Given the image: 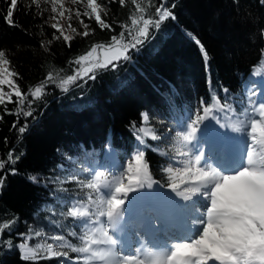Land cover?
<instances>
[{
	"label": "trees",
	"instance_id": "1",
	"mask_svg": "<svg viewBox=\"0 0 264 264\" xmlns=\"http://www.w3.org/2000/svg\"><path fill=\"white\" fill-rule=\"evenodd\" d=\"M107 5V15L102 19L111 29H101L94 19L81 17L89 25L90 35L83 37L67 28L65 34L75 36L71 47L62 39L53 40L49 49L41 47L53 39L56 31L49 27L52 23L50 5L40 0L39 9L32 0H17L13 10V21L18 26L6 23L5 16L9 4L0 0V49L6 51L11 61V69L19 73L16 82L24 93L40 86L49 73L56 85H48L45 95L35 101L33 117H19L8 111L17 108L14 103L7 104V110L0 105V162L5 167L0 170L4 179L0 188V229L10 224L0 236V264H65L59 258L38 256L35 260H24L20 249L21 234L26 235L30 228L44 224L51 227L56 235H63L67 243L80 246L79 241L69 235L81 229L67 216L68 206L57 215L53 223L46 219L50 206L57 200L66 203L71 195L59 189L62 176L70 174L71 161L84 155H100L105 158L106 146L115 149L120 160L132 159L138 150H143L144 161L152 179L163 189H170L171 180L166 172L167 157L157 141L148 139L142 129V113L151 119H158L169 127L177 125L182 113L199 110L200 101L208 106L210 95L214 112L222 104L242 114L250 89L258 97L254 77L264 70V3L261 0H167L168 6L175 4L176 19L164 22L154 38L146 41L139 51L133 50L130 61H122L115 67L94 69L95 79L77 80L67 84L64 92L60 82L74 75L79 65L74 63L85 55L94 45L107 46L113 36L119 37L121 25H128L133 31L138 26L131 25V19H139L141 13L136 4L146 10V18L155 19V6L160 0H124L123 5L107 0H97ZM87 0L77 4L84 10ZM43 12V17L36 15ZM48 20L47 24L43 21ZM41 25L43 27L41 28ZM83 32L81 27L76 28ZM186 33L199 39L207 50L210 59L207 65L199 47ZM127 31L125 30V41ZM98 50H101L98 48ZM93 73H89L92 75ZM209 75L211 84H209ZM4 91H9L3 86ZM223 88L228 89L229 97L225 104ZM211 90V91H210ZM13 96V100H15ZM31 100V96L28 97ZM90 101L82 107L81 102ZM24 109L28 110L26 103ZM202 114V112H201ZM28 123L25 133L17 129ZM140 137V140L137 139ZM139 145H143L138 149ZM12 153L15 164L8 161ZM16 174L11 173V169ZM38 178L33 183L29 177ZM42 178V180L40 179ZM49 180L51 182H49ZM47 186H44V185ZM56 189V196L49 192ZM11 242V250L3 242ZM61 243V241H58ZM61 249V248H60ZM68 258L78 259L76 253L67 247ZM75 264V263H73Z\"/></svg>",
	"mask_w": 264,
	"mask_h": 264
},
{
	"label": "snow or ice",
	"instance_id": "2",
	"mask_svg": "<svg viewBox=\"0 0 264 264\" xmlns=\"http://www.w3.org/2000/svg\"><path fill=\"white\" fill-rule=\"evenodd\" d=\"M9 7L6 12V23L11 26H18L13 21V10L17 8V0H7ZM36 8L40 7V0H32ZM51 4V13L48 20L55 21L49 27L55 29L53 39L46 43L41 41V47L49 49L53 40H63L71 47L70 41L75 36L65 34L60 19L64 18L67 13L68 27L72 33L83 37L90 35L89 25L84 23L83 17L89 20L94 19L101 29H111V25L102 19V13L107 15V5L98 3L97 0H87L84 10L76 8H66L64 0H47ZM116 0H107L108 4L114 3ZM135 3V0H133ZM239 6V0H233ZM264 3V0H261ZM73 5L83 4V0H71ZM123 5L124 0H119ZM136 9L141 13L139 19H131V25L138 26L133 31L128 25H121L122 31L119 37L113 36L111 43L107 46L94 45L85 55H81L74 61L76 65L81 62L93 61L90 67L83 70L77 69L74 75L67 77V80L61 81L59 87L64 92L67 88L64 85L74 83L78 79L85 80L95 79L94 69H107L109 65L115 67L122 61H130L132 59L133 50L139 51L146 41L150 42L154 38V33L158 32L162 24L168 20H175L176 16L172 9L175 4L168 6L167 0H160L158 6H155V19L146 18V10L139 4ZM36 15L43 17V12ZM75 16L84 31L78 32L72 26V18ZM48 20L43 23L47 24ZM43 25H41V28ZM125 30L127 31V40L125 41ZM190 38L194 39V43L199 47L202 57L207 65L210 59L207 50L199 39L192 37L191 33H186ZM264 38V30L260 33ZM103 51V59L96 58L97 49ZM264 53V50H262ZM264 62V60H262ZM89 73H93L89 75ZM19 73L11 69V61L7 58L6 51L0 49V105L7 110V104L14 103L17 108L8 111L9 115H16L17 122L13 124V128H17L19 117L23 115L33 117L34 109L31 105L40 100L45 95L44 89L48 85H56V80L51 73L46 77L40 86L35 87L34 91L29 90L28 93L21 91L16 77ZM87 81L85 80V83ZM209 84L211 78L209 75ZM3 86H7L9 91L5 92ZM211 91V90H210ZM224 93L225 104L228 101L229 91L222 89ZM255 90L250 89L246 97V104L242 107V113L248 118V122L241 121L239 124H230L227 127L237 133H244L249 138V147L246 152L245 164L238 170L225 172L214 166L213 159L205 156L203 143L200 141L198 133L208 132L212 130L213 134L218 132L215 125L219 128H225L226 125L222 120L235 116L233 109L220 106V111L214 112L211 105L212 100L218 97L210 95L209 105L205 106L203 99L200 101V109L182 113L177 119V130L174 132L175 137L182 143V150L178 153L185 160L171 161L175 166L168 167L166 171L170 174L171 183L168 187L170 192H164L162 189L155 193L141 192L133 200L144 199L145 197L158 196L160 205L168 204L170 206L180 205L185 207V211L180 215L179 220L176 219L172 212H162L158 217L160 226L157 227L155 221H150L147 225L141 224L135 231L139 244H137L133 253L125 254L127 237L128 245H131V234L128 232L129 221L125 220V201L128 199V193L137 189H151L156 183L149 171L148 164L144 161V151L138 150L137 154L132 157L133 162H129L125 169L114 162L113 165L100 166L104 170L91 169L88 179L91 181L86 186L88 189L95 190L93 195H85L83 198L87 202V206L81 203L79 198L73 199L67 210V216L71 218L73 224L78 226L81 231L69 233L72 237L79 241L80 246H72L67 243L65 236L56 235L52 239L61 241L58 245L63 249L67 247L71 252L77 254L83 259V264H264V91L261 92L262 99L259 103L253 101L252 96ZM15 96V100H13ZM31 96V100L28 97ZM29 105V109L25 110L24 105ZM202 112V114H201ZM257 115L259 118H257ZM143 121H148L147 113H142ZM34 118V117H33ZM3 117L0 116V120ZM35 119V118H34ZM212 120L215 124H205L206 120ZM203 125V128H201ZM28 129V123L20 126L17 131L23 134ZM143 132V129L140 130ZM150 135V134H146ZM153 140L157 136L151 135ZM140 140V137H137ZM171 139V137H165ZM143 145H139L138 149ZM260 152L256 153V148ZM112 150L109 145L106 146V156L111 155ZM12 158V153L8 154V161L15 164L16 160ZM5 167L4 162H0V170ZM11 173L16 174V170L12 168ZM110 172L112 179L101 183V177L105 172ZM4 177H0V188L3 187ZM126 178L127 183H124ZM33 183L38 182L35 176L29 177ZM42 180V178H40ZM49 182H51L49 180ZM78 187L80 182L77 180ZM44 186H47L46 184ZM52 197L56 196V189L49 192ZM95 197V198H94ZM179 198V199H177ZM197 199L207 201L208 207L201 211L199 207L192 209L193 218L191 225L198 227L200 231L194 237L183 239L180 242H174L169 239L165 246H159L158 242L149 243L146 236H151L155 241L161 233H167L170 229L180 230L184 226V222L189 213L188 203ZM53 215L55 212L53 210ZM195 215L203 218L196 219ZM10 224H5L0 229V236L4 229H8ZM145 230V235H140V230ZM37 232L36 236L39 237ZM23 236V234H21ZM30 239V237H25ZM3 246L11 250V242H3ZM22 250V259L35 260L36 253L34 249L29 247L28 243H20L16 246ZM52 244L48 245V251L53 257H64L65 264H73L68 258V251H52ZM75 264H80L77 260Z\"/></svg>",
	"mask_w": 264,
	"mask_h": 264
},
{
	"label": "rangeland",
	"instance_id": "3",
	"mask_svg": "<svg viewBox=\"0 0 264 264\" xmlns=\"http://www.w3.org/2000/svg\"><path fill=\"white\" fill-rule=\"evenodd\" d=\"M47 2V0H45ZM50 5L51 8V4L49 2H47ZM64 4L66 8H71L73 9V11H75V9L77 8V4L73 5L71 3V0H64ZM53 15V14H52ZM52 21V20H51ZM55 21H52V23H54ZM60 23L61 25H63V28H67L69 31H71V29L68 27V19H67V13L65 15L64 18L60 19ZM72 26L77 28V27H81L82 30H84L83 25H81L79 23V20L73 16L72 18ZM96 58L99 60L103 59V51L98 50L97 49V53H96ZM92 60L90 59L89 61H85V62H81V64L79 65L80 70H83V68L85 67H90L92 64ZM255 82L259 83V86H257V94L258 97L256 99H253L254 102L259 103V101L262 99L261 97V92L264 91V70L260 71L255 77H254ZM64 86H67L64 85ZM88 103H91L90 101H86V102H81L76 104V106L78 107H82ZM220 111V108H217L215 112ZM235 116H229L225 119L222 120V123H224L226 125L225 128H219V126L215 125V127L218 129V132L216 133L218 135V142L216 145H214V149L217 152H209V148H208V144H210L209 142L211 141L212 136L214 135L212 130H209L208 132H204V133H198V135L200 136V141L203 143L204 148L207 147V151L209 152V155L211 158L212 156L217 153V157H218V163L215 164V166L219 167V169L224 170L226 173L227 172H231L232 170H238L240 167H243L245 164V157H246V152L248 151V147H249V138L244 134V133H237L231 130V128L227 127V125L230 124H239L241 123V121H243L244 123L248 122V118L242 113L239 114L237 112H235ZM149 117V116H148ZM257 118L258 115H257ZM142 129H143V133L144 135L153 140L151 138V135H155L157 136L156 140L153 141H157L160 144V147L162 148L163 152L165 153L166 157H167V168L168 167H173L175 170V166L173 165V163H171V161L174 160H178L179 156L178 153L182 150V143L179 141V139L177 137H175L174 132L177 130V125H175V127H169L167 124L163 123L162 121L158 120V119H151L149 117L148 121H143V117H142ZM205 124H215L214 121L212 120H206L204 122ZM201 128H203V125H201ZM146 134H150V135H146ZM165 137H171V139H165ZM236 150L238 152L239 155V164L236 168H232L229 167L228 163L231 162H235V157H231L229 154V152L231 150ZM115 155L117 158V161L119 162V165L123 166V168L125 169V173L124 175L126 176V167L127 164L129 162H133L134 161L132 159H124V160H120L118 157V154L116 151ZM260 152V149L257 147L256 148V153L258 154ZM112 153V152H111ZM207 156V157H208ZM215 161V160H213ZM113 161L110 156H105L102 157L100 155H84L82 158L78 159V160H72L71 161V171L69 175L66 176H62L60 178L59 181V189H61L62 192H64L65 194H69L71 195V201L73 199L79 198L81 203H84L85 206H87V202L84 201V197L85 195H93L94 196V192L95 190L93 189H88L87 188V184L90 183L91 181L88 179V176L91 174V169L92 168H96L97 170H104L103 168H101L100 166H104V165H113ZM228 166V167H227ZM223 169H222V168ZM230 168H232V170H230ZM167 172V171H166ZM168 175H170L167 172ZM110 179H112L110 172H105V175L103 177H101V183L107 182ZM77 180L80 182V186L78 187L77 185ZM124 183H127L126 178L124 179ZM157 188H159L160 190L162 188H160L158 185L154 184ZM164 192H170L171 189H162ZM138 192L134 191V192H130L128 193V199L125 201V205L123 206L125 208V220L129 221V226H128V232L130 233L131 231L129 230H133L137 227V223L143 220H147L148 222L150 221H155V212L154 210H157L158 208V204L154 201L151 200L149 197H145L144 199H138V200H133L134 197L138 196ZM95 198V197H94ZM179 199V198H177ZM70 202L66 203L64 201L61 200H57V204L54 206H50L49 211L50 213H52V215H47L46 216V220L51 224L54 222V219L52 218L53 216L57 215V207L59 204L61 203L60 206V212H62L63 210H65V208L68 206H70ZM167 205V212H172L174 214H177L178 219L180 218V215L185 211V207L184 206H180V205H174V206H170L168 204ZM204 205V206H203ZM199 207L201 209V211H203L204 209H206L208 207V203L207 201H203L198 199L194 200L192 202L188 203V208H189V213L188 216L186 217L185 220H187L189 225H186L183 229H184V238H182L181 240H179V238H175L178 239L176 240V242H180L183 239H189V235L193 234L194 236L198 234V232L200 230L197 231L195 228L191 225V219L193 218V213H192V209ZM53 210L55 212V215H53ZM130 212H133L131 214H133V217H129L130 216ZM130 218V219H127ZM196 219H201L203 218L200 215H195ZM145 222V221H144ZM132 227V228H131ZM193 228V229H192ZM182 229V230H183ZM170 231L175 232V229H170ZM39 232L40 235L39 237L36 236V233ZM135 236L136 233L135 231H132ZM132 232L130 234H132ZM173 233V235L175 234ZM189 234V235H188ZM140 235L144 236L145 232L144 230H140ZM56 236V233L53 231V229H51V227H49V229H47L45 227L44 224H41L38 227H32L29 229L28 233L26 235L21 236L20 240L21 243H28L29 247L34 249L35 253H36V257L38 256H46V257H53L51 256V254L48 251V245L52 244V251H61V249L58 247V245L60 244L58 241L53 240L52 238ZM193 236V237H194ZM25 237H30V239H25ZM137 237V236H136ZM147 237V236H146ZM145 237V238H146ZM147 239V238H146ZM174 240V241H175ZM137 244L139 243H135L134 245V250L137 246ZM21 255L22 250H20ZM53 258H59L61 260H65L64 257H53ZM73 263H75L77 260L80 261V264H83V259L80 257L78 259H74L71 260Z\"/></svg>",
	"mask_w": 264,
	"mask_h": 264
},
{
	"label": "bare ground",
	"instance_id": "4",
	"mask_svg": "<svg viewBox=\"0 0 264 264\" xmlns=\"http://www.w3.org/2000/svg\"><path fill=\"white\" fill-rule=\"evenodd\" d=\"M217 126V125H216ZM219 126V125H218ZM217 142H218V135L215 133L213 136H212V138H211V141L209 142L210 144H208V148H209V152L210 153H212V152H217V151H215V149H214V145H216L217 144ZM207 151V147L206 148H204V151ZM208 152V153H209ZM230 154V156L231 157H235V162H231V160H230V162L228 163L229 165V167H232V165H233V169L234 168H236L237 166H238V164H239V160H238V158H239V155H238V152L236 151V150H231L230 152H229ZM111 158H112V161H113V163L114 162H116L117 161V158H116V155H115V152H114V150H112V153H111ZM212 159L213 160H215L214 161V166H215V164L216 163H218L219 164V162H218V157H217V153L215 154V156L213 155L212 156ZM178 160H185V158L184 157H179L178 158ZM227 166V167H228ZM218 167V166H217ZM219 168V167H218ZM222 168V167H221ZM232 168H230V170H232ZM223 169V168H222ZM224 171V170H223ZM233 171V170H232ZM137 190H139V192H138V195H139V193H141V192H152V193H155V192H157L158 190H160L159 188H157L155 185H153V187L151 188V189H147V188H144V189H137ZM136 190V191H137ZM148 198V197H147ZM151 200H154L157 204H158V209L157 210H154V212H155V223H156V225H157V227H159L160 226V220L158 219V217L161 215V213L162 212H167V205L166 204H163V205H160L159 203H158V201H156V200H159L160 199V197H158V196H151V197H149ZM200 200H202V199H200ZM197 201H198V199H197ZM204 201V200H203ZM204 206V205H203ZM131 213H133V212H130V216L129 217H133L134 215L133 214H131ZM133 215V216H132ZM175 217H176V219L177 220H179L178 219V216H177V214H175ZM127 219H130V218H127ZM145 221V222H144ZM188 221L187 220H185V222H184V226L180 229V230H176V233L175 232H172V231H168L167 233H161L160 235L161 236H163V237H165V238H167L168 240L169 239H171L172 241H174L175 240V238H179V240H181L182 238H184V227L186 226V225H189L188 223H187ZM147 223H148V221L147 220H143V222L142 221H140V222H138L137 223V227H139L141 224H144V225H147ZM132 228V227H131ZM195 228V230H196V233H197V231L198 230H200L198 227H194ZM183 229V230H182ZM193 229V228H192ZM141 230H143V229H141ZM129 231H133V230H129ZM130 232V233H131ZM173 233H175L174 235H173ZM189 235V234H188ZM190 237L189 238H191V237H193L194 235L193 234H190L189 235ZM127 237H125V241H126V248H125V254H128V253H133L134 252V245H135V243H139V240L137 239V237L135 236V234L132 232V234H131V240H132V243H131V245H128V243H127ZM176 240H178V239H176ZM176 240L174 241V242H176ZM149 241V240H148ZM149 243L151 244V242L149 241Z\"/></svg>",
	"mask_w": 264,
	"mask_h": 264
}]
</instances>
